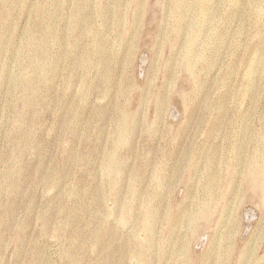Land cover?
<instances>
[{"label":"rangeland","instance_id":"374dc122","mask_svg":"<svg viewBox=\"0 0 264 264\" xmlns=\"http://www.w3.org/2000/svg\"><path fill=\"white\" fill-rule=\"evenodd\" d=\"M202 6L0 0V264H264V0Z\"/></svg>","mask_w":264,"mask_h":264},{"label":"bare ground","instance_id":"6f19581e","mask_svg":"<svg viewBox=\"0 0 264 264\" xmlns=\"http://www.w3.org/2000/svg\"><path fill=\"white\" fill-rule=\"evenodd\" d=\"M208 2V0H203V6H202V9L204 8V6H205V4ZM192 61H193V58H191L189 61H187V62H185V63H183V68H185V69H187L188 71H192V69H191V66H194V65H192ZM249 90V89H248ZM243 95H246V93L244 92L243 93ZM240 127V126H239ZM218 184V182H216V181H214V183H213V185L214 186H218L217 185ZM209 213L210 212H205L203 215H202V217L203 218H207L208 216H209ZM149 245V244H148Z\"/></svg>","mask_w":264,"mask_h":264}]
</instances>
